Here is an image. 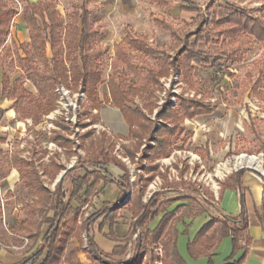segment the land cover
<instances>
[{
	"label": "trees",
	"instance_id": "1",
	"mask_svg": "<svg viewBox=\"0 0 264 264\" xmlns=\"http://www.w3.org/2000/svg\"><path fill=\"white\" fill-rule=\"evenodd\" d=\"M91 1L82 0L79 4L73 5L63 17L52 0H20L22 20L29 39L19 45L9 46L6 42L10 28L13 27L12 19L17 14V2L0 0V62L6 58L14 59L23 71L25 80L34 87V91H30L23 81H18L17 86H10L8 76L2 73L0 96L13 99V108L20 117H31L37 121L42 113L54 106L55 83L62 82L66 86L74 87L80 83L96 108H100L105 99L119 110L132 137L136 138L134 148L127 149L131 157L134 156L143 139L146 141L140 158H145L149 162L143 166L148 176L142 177L141 181L135 178L130 183L129 172L125 165L100 149L91 157H79L70 168L52 159V168H45L44 175L49 174L55 178L59 170L65 171L51 188L44 183L33 160H21L14 155L9 161L0 150V180L8 175L12 165L18 171L19 180L35 197L32 202H25L24 218L17 225L9 227L12 233L22 236L23 239L27 238L30 243L23 251L24 256L11 264H82L77 257L80 251L89 255V264H153L152 260L143 262L142 258L147 249L156 242H160L164 249L165 264H185L176 246L178 234L176 224L184 217L200 215L205 211V207L198 200L199 190L190 184L186 185L185 190H179L178 196H167L169 190H156L144 202L142 200L144 188L157 172V165L152 163V160L169 152L171 138H180L182 117L192 119L197 115H207L214 110L211 102H204L208 93L195 76V66H211L218 62L230 64L241 62L245 56L246 46L264 43V18L254 14V8L233 4H230L232 8L227 15L219 19L212 6L213 2L204 6L205 17L195 0H177V2L148 0L161 8L175 6L179 10L197 12L189 23L193 28L181 36L179 29H176L171 22L155 20V24L170 35L168 43L161 47L149 44L146 35L127 32L113 45L111 66L114 69L126 65L134 82L128 85L125 77L111 74L107 81L109 96L100 99L97 86L102 79L100 59L104 55V49L98 45L100 32L91 21V10L88 6ZM199 42L211 43L216 48L202 50L198 47ZM174 47H178L177 54L170 60L168 51ZM147 58L154 59V62H148ZM255 63L257 73H246L241 78L238 95L242 97L247 93L248 97L254 96L264 100V71L259 66V60ZM172 64L179 66V75L183 82L195 93L201 94V99L183 98L177 107L160 109L157 118L163 122L156 126L142 108L130 104L131 97L144 98L145 106L151 109L154 86L161 76L167 74ZM178 113L182 117L178 116ZM88 133L86 132L84 136ZM53 136L59 142L68 141V138L60 132H55ZM3 140L4 138L0 137V142ZM151 143L153 144L150 146ZM107 163H113L123 169L121 179L113 178L104 169ZM76 168L83 172L70 176V188H68L64 183L65 177ZM244 169L239 168L236 173H241ZM100 180L114 182L119 186L121 196L118 201H122V205H125L132 217H135L130 235L124 240H128L132 233L139 229L131 248V255L123 259L115 260L103 253L90 234L92 224L103 213H106L105 217L112 224L118 206L110 208L106 204L102 209L83 218L80 224L76 221L80 212L79 206L84 203L83 197L90 196ZM139 186L142 188L140 189ZM130 187L132 194L124 201ZM171 191L177 190L174 188ZM6 194L9 196L11 192L7 191ZM207 195L204 202L212 204L214 199L212 192H208ZM72 201L78 206H73ZM176 201L182 202L173 210H168V207ZM159 215L161 218L157 225L153 229H148L147 224ZM246 230L247 220L242 208L235 216L222 214L211 216L188 242L187 252L194 259L205 256L207 264H212L211 257L220 240L230 236L234 253L241 248L240 240L249 241ZM83 233L86 245L83 242ZM109 236L119 241L116 236L112 234ZM12 239L15 242H22L15 237ZM125 252L126 247L113 250V254ZM242 260L240 258L231 264H242Z\"/></svg>",
	"mask_w": 264,
	"mask_h": 264
},
{
	"label": "rangeland",
	"instance_id": "2",
	"mask_svg": "<svg viewBox=\"0 0 264 264\" xmlns=\"http://www.w3.org/2000/svg\"><path fill=\"white\" fill-rule=\"evenodd\" d=\"M52 1L56 3L57 9L63 17L66 16L67 12L73 5L82 2V0ZM16 2L18 15L12 20L13 28L10 30L7 39V44H9V46H11V44L19 45L24 42L26 38V29L22 20V3L20 0H16ZM175 2H177V0ZM195 2L200 6V12H203L205 17L206 13L203 11L204 6L213 2L212 6L219 19L224 18L230 11L232 8L230 4L254 8L253 13L264 18V0H195ZM88 6L91 10L92 24L100 32L98 45L104 49V55L100 59L102 79L97 86V93L100 99L109 96L107 81L111 74L125 77L126 84L128 85L134 82V78L126 65H121L114 69L111 66L113 45L121 40L127 32H131L134 35H146L148 40H151L149 43L153 46H165L170 39V35L167 31L157 26L154 21L166 20L171 22L176 29H179V35L182 36L184 32L193 28L189 23L197 13L195 11L179 10L175 6L161 8L151 4L148 0H92ZM198 47L202 50H213L216 48L215 45L211 43L205 44L204 42H199ZM177 50L178 47H174L168 51L170 60L173 56H176ZM244 52L245 56L239 63L230 64L218 62L211 66H195V76L200 80L202 88L208 93L204 102H211L215 109L214 112L209 115H199L196 118L193 117L194 120L191 122H198L199 124L191 125L190 123L187 127L183 124L184 122H188V118L182 117L178 113V116L182 117V125L180 124L181 127L183 126V128H187V132L184 131L181 133L179 142L177 143L176 141L174 146H172V150H174L176 146H179V180H176L179 181V190H185L187 188L186 185L190 184L199 190L201 197L208 196L207 194L210 190L214 193L218 181L224 173H216L215 168L217 163H223L227 159L230 160L234 165L237 164L236 167L231 166L230 171H232L235 168H238L236 159L242 153L256 156L258 158V162L253 163L252 161L247 162V156H242L239 163L242 162L245 168H258L259 165L260 167H264V102L256 100L255 97L250 98L246 95L240 97L238 95L239 81L241 78L246 73H257V70L255 69L256 60H259V66L264 71V43L248 45L245 47ZM147 61L153 63L154 59L147 58ZM176 67H178V65L172 64L169 67L167 74L163 76L164 79H169V81H167L168 84L166 85V89H162L164 86V79L162 81L163 83L158 82L154 86V95L152 97L153 107L151 109H148L145 106L146 100L144 98L139 96L131 97L130 104L142 108L143 112L155 123L156 126H159L160 123L163 122L157 118V112L160 109L172 106L177 107L181 104L183 98L195 97L196 99H201V94L195 93L188 88L180 75L179 91L176 90V84H174V80L172 79L177 70ZM2 73H5L8 76L10 86H17L18 81H23L26 88L30 91H34L33 85L25 80L23 71L16 64L14 59L6 58L0 62V76ZM117 81L118 79H116V82ZM59 85L69 89V97L73 100H77L76 108L71 117L70 115L66 116L65 112L62 110L61 114H57L54 119L51 120V122H54L55 128H57L55 132H60L63 136L68 138V141L59 142L57 138L53 136L55 133L53 132L52 138L54 139V144H46V138L43 134L38 136V140L36 138L37 142L34 144L33 139L26 135L23 149H20L18 148V145L21 141L19 142L16 139V136H18L17 129L16 131L7 130L0 133L2 136L13 138L11 149L3 147L1 150L7 160L10 161L12 156L17 155L18 150L20 155L29 156L31 159L37 155L45 156L44 154L46 152L48 153V150L46 149V146L48 145L50 150H54L53 152L55 153V159L57 162L66 166L70 163L74 164L79 157H91L92 154L100 149L115 157L114 141L117 140L116 138L112 139V134L108 129H102V126H104L102 122L112 123L116 125L117 128H121L122 131H125V125L121 123L124 121H122L120 113L116 109L107 106L106 104L109 103V101L105 99L101 103V105H103L102 107L100 106L101 110L100 108H96L84 91V95L79 99L80 97L76 95V93L79 94V92L83 90L80 83L74 87L72 85L66 86L62 82H57L54 85V91ZM6 98L10 99L7 96H1L0 104L4 103ZM58 98V94L56 93L53 108L42 113L37 121L30 117L32 121H47L46 115L58 106ZM161 99L163 100L162 103L160 101ZM7 105L8 104L5 103V106ZM18 117L20 118L19 115ZM66 118L69 119L66 120ZM246 120H248V122H252V120L256 122L254 126V132L257 134L256 138L250 129L249 123H244L247 122ZM65 122L72 123L71 125H68ZM227 129L228 135L225 136L224 131ZM86 132L89 133L87 136H84ZM223 137L226 138L223 139ZM123 139L125 140V143L123 144L122 141H120V149L118 151L121 156H127L129 155L127 149L132 150L136 143L129 128ZM198 145H201V147L198 148ZM225 145L227 146V151L224 150ZM204 146H206V150L204 149ZM210 148L211 151L215 153L219 152L216 157L213 158V153H210L209 151ZM228 151L230 153H227ZM38 156L35 158H37V161L40 163L39 170H43L44 167L41 165L43 159H39ZM133 157H137L138 160H135V158L133 159ZM133 157L129 155V158H132L131 161L135 164L129 166L130 169L128 172L130 173L131 170H135L138 173V176H143V172H141L140 169L138 170V167L145 166L149 162L147 159L140 158L139 155ZM192 157L193 159L191 160L190 158ZM155 160L156 158L152 160V163L155 164ZM48 166V168H52L51 164ZM10 167V170H13L14 172L13 178L15 180L12 181L13 178L11 177L7 186L5 180H0V197L1 194L6 193L7 191L11 192V195L9 196L7 194L4 195V198L6 199L4 203L6 222L9 221L10 215L14 214L13 212H15L14 207L16 204H22L24 206L26 201L32 202V200H35L30 189L19 180L18 173H16L17 169L12 165ZM163 169H157L158 174L154 175V179L157 181L156 190H167L170 186H175V184L172 183L173 180L175 181V177L170 175L169 171L165 172ZM80 172L81 170L76 168L70 174L66 175L64 183L68 188H70V176H74ZM162 173H165L166 175L164 181L161 176H158ZM57 176L58 174L56 177ZM56 177L52 178L49 174L41 175L44 183L51 188L54 186L53 183L55 182ZM167 192V196H177L179 194V192L171 190ZM129 193L130 197L132 190L129 189L127 195ZM152 193L147 190L145 192L144 190L142 200L145 198V200H143L145 202ZM87 213L91 215L95 213V210ZM16 215H18L16 219L18 222L20 218L25 216L24 207H21ZM16 221H14V223ZM2 230L3 228L1 227L0 221V255H14V258L12 257L13 262H16L24 256L23 251L28 248L30 243L20 250L12 249L10 246L6 247L4 245H9V242L15 243V241H9L6 239L3 234L4 231L2 232ZM157 245L162 247L160 242H156L150 246L143 255V262H149L152 260L153 264H156L157 259H160L161 264H165L164 249L162 248L163 253L161 256L155 254L154 248L158 247Z\"/></svg>",
	"mask_w": 264,
	"mask_h": 264
},
{
	"label": "crops",
	"instance_id": "3",
	"mask_svg": "<svg viewBox=\"0 0 264 264\" xmlns=\"http://www.w3.org/2000/svg\"><path fill=\"white\" fill-rule=\"evenodd\" d=\"M17 15L18 14H16L13 18H15ZM11 24H13V21ZM12 28H10V30H12ZM25 29H26V27H25ZM28 39L29 38H28L27 29H26V38H25L24 42H27ZM119 41H117V42H119ZM147 41L149 43L151 40L147 39ZM6 44H7V42H6ZM7 45H9V44H7ZM112 55H113V52H112ZM178 59H179V56H178ZM176 68H177V70H176L177 79L174 81V84H176V90L179 91V66ZM163 79H164L163 76H161L159 78L158 82L163 83L162 82ZM167 81H168V78L164 79V82H167ZM163 85L164 86L162 89L164 90V88L166 89V86L164 83H163ZM176 93H179V92H176ZM244 95L247 96V93H245ZM251 97H254V96H251ZM255 99L259 100L256 97H255ZM259 101L264 102V100H259ZM5 103L8 105L5 106ZM106 105L113 108V109H116L119 112V110L116 107L112 106L111 104L107 103ZM102 106L103 105H101V107ZM100 110H101V108H100ZM213 112H214V110L211 113H213ZM211 113H209V114H211ZM120 115H121V113H120ZM198 116L199 115L195 116L194 118H196ZM194 118L188 119V122H184L183 125H186V127L190 123H191V125H198L199 124L198 122H191L194 120ZM121 119H122V121H124L122 118V115H121ZM246 121L247 122H244V123H246V124L249 123L250 129H251L252 133H254V136L256 138L257 134H255V132H254L255 131L254 126H255L256 122L254 120H252V122H250V121L248 122V120H246ZM41 123L42 122H33L30 117H20L19 118L18 114L15 112V110L13 108V99L6 98L4 103L0 104V133H3L4 131H7V130L14 131L13 129H11V127L14 124H16L17 125L16 129H17V134H18V136H16L17 137L16 139L23 142V143L25 142V137L27 135V137L29 136V138L33 139L34 144H36V142L38 140V136H40L41 134H43L45 136L46 144H49L50 142L54 143V139L52 138V133L55 132V130L57 128H47L46 129V127H43ZM121 123H123L125 125V128H124L125 131H122L121 128H117V126L112 124V123L102 122L104 127L106 129H108V131L111 132L112 139L116 138V140H117V141H114V143H115V151H114L115 157L118 160H120L129 171V169H130L129 166L133 165L135 163L133 161H131L132 158H129V155L121 156V154L118 151L120 149V141H122L123 144L125 143V140L123 139V137H125L126 132H128L127 124L125 122H121ZM16 129H15V131H16ZM184 131L187 132V128H185V127L183 128V126H182V132H184ZM224 132H225L224 133L225 136L228 135V129L225 130ZM49 133H50V135H49ZM0 137L4 138V140L2 142H0V150H2V148L5 147V141L8 137L2 136V135H0ZM36 138H37V140H36ZM225 138L223 137V139H225ZM127 141H129V140H127ZM135 141H136V138H135ZM176 141L178 143L179 138H177V139H175L174 137L171 138L172 144L169 147V152L165 155L157 157L155 160V164L157 165V169H159V168L163 169L164 168L163 170H165V172L169 171L170 172L169 174L175 177V181L174 180L172 181V183H174L175 186L174 187L170 186V188H168L167 190H171V189L175 188L177 190L176 192H179V186H178L179 181H176V180H179V146H176V148L174 150H172V146H174ZM116 144L118 145V149H116ZM145 144H146V141L143 139L142 144L139 146L138 150L134 153V156L135 155L141 156L143 154V149H144ZM152 144L153 143H151L150 146ZM197 147L200 148L201 145H198ZM46 149L48 150V153L46 152L44 154L45 156H38L37 155L39 159H43L42 164H41L44 167L43 170H39L40 163L37 161L38 159L35 158L37 156H34L35 161L37 162V165L33 161L35 168L38 170L39 174H41V175H44V173H43L44 169L49 167L48 165L51 164L52 159L56 158L54 152L52 154H50V151H54V150H50L49 146H46ZM204 149L205 150L207 149L206 146H204ZM224 150L227 151L226 145L224 147ZM209 151H210V153H213V158L216 157V155L219 153V152L215 153V152L211 151V148L209 149ZM227 153H230V152L228 151ZM17 156L21 160H23V159L30 160L31 159L28 157H25V158L20 157L19 150L17 151ZM123 158H127L129 161V164H127L123 160ZM134 158H136V157H133V159ZM143 159H145V158H143ZM190 159L192 160L193 157ZM46 162H49V163H46ZM220 163H222V162H219L217 164H220ZM72 165L73 164L70 163L69 165H67V166L65 165V166H66V168H70V167H72ZM104 169L115 179H121V177L124 173V171L121 167H119L113 163H107L104 166ZM139 169L141 170V172H143L142 173L143 176L142 175L138 176V173L134 170V172H135L134 176L135 177L131 180L130 177H131L132 173L130 172L129 173L130 174V177H129L130 183L135 178H138L139 181H141L142 177L145 178L148 176V173L146 172L145 169H143V166L138 167V170ZM230 169L231 168H229L226 165L225 166H222V165L217 166L216 165V168H215L216 173H220V172H224V173H223V175H221V178L218 181V185L216 186L214 193L212 192L213 196H214L213 197L214 199L212 200V204H206L204 202L205 196L201 197L199 194L198 200L201 204L204 205L205 211L203 213H201L200 215H196V216L189 217V218L184 217L181 221L177 222V224H176V229L178 232L177 239H176V246H177L178 253L181 256V258L183 259V261L185 262V264H207V257H205V256H201V257H198L195 259L191 258L189 256V254L187 252L188 242L194 238L195 234L199 231V229L203 226V224H205L210 219L211 216H221V214L222 215L235 216V215H238L240 213L241 208L244 210L245 215H246V220H247V230H246L247 233H246V235L249 238V241L245 242V240H240L241 248L237 249L233 253L232 252L233 246H232L231 237L230 236L223 237L213 252V255L211 257L212 264H231L234 261L239 260L240 258L243 259L242 264H264V178L262 176L264 173V167H260V165L258 168L247 167L241 173H238V174L236 173V170H238V169H234L232 171H230ZM64 171H65L64 169L59 170L58 176H59V174H63ZM82 172L83 171L81 170V172L78 174H82ZM16 173H18V171ZM155 174H158V173L155 172ZM13 175H14L13 170L12 171L9 170L8 175L3 178V180H5L6 186H7V184H9L10 178L11 177L13 178ZM158 176H161L163 178L162 179L163 181L166 178L165 173H162L161 175H158ZM57 177L55 179V182L57 180ZM154 178H155V176H153V178L147 183L146 187L144 188L145 192H146V190L149 191L150 190L149 185L153 181H156ZM171 179H172V177H171ZM14 180L15 179L13 178L12 181H14ZM55 182L53 183V185L55 184ZM237 183L239 184V186H237L238 185ZM139 188L141 189L142 186H139ZM130 190H132V187H130ZM211 191L212 190H210L209 192H211ZM120 196H121L120 188L116 183L104 182L103 180H100L96 184L93 193L90 196H87L86 198L83 197L84 203L79 206L80 212H79V215L76 219L77 223L80 224L83 218H86L89 216V214L87 212H90L93 210H95V212H96V211L102 209L106 204H108V206L110 208L118 206V209L116 212V217L114 218L112 224H110L108 219L105 217L106 213H103L98 218V220L92 224L91 229H90V234H91L94 242L98 246V248L103 253L108 255L110 258L115 259V260L123 259L124 257H126L127 252L130 251L131 248L133 247L135 237L139 233V229H136L132 233L131 237L128 240H124L127 236L130 235V232L132 229V223H133L135 217H132L131 212L126 209L125 205H122V201H118ZM169 197H175V196H169ZM143 200H145V198ZM181 202L176 201V202L172 203L168 207V210H173ZM17 205H21L20 208L23 207L22 204H16L15 206H17ZM72 205L75 207L78 206V204L75 201H72ZM20 208H18L17 210L19 211ZM17 210H15V212H13L14 214L10 215L9 221L6 222L7 227H8V229H7L8 232H5L4 230H2V232L4 231L3 234L6 237V239H8L9 241L13 240L12 237L21 239L22 242L11 243L8 241L10 244L4 245L6 247L7 246H15L16 248H12V247L11 248L15 249V250H20V249L24 248L29 243V241L27 238H24V239H26V242H24V239L22 236L12 233L10 228H9L10 226L17 225V223L24 218V217L20 218L18 220V222L16 221L17 216H18V215H16L18 213ZM5 218H6V216H5ZM160 218H161V215H159V216L155 217L153 220H151L147 224V228L153 229L157 225V223L159 222ZM14 221H16V222L14 223ZM136 232H138V233L136 236H134V234ZM111 234L116 236L117 238H119V241L113 240L109 236ZM82 237H83V242L85 244V234L84 233L82 234ZM122 247L123 248L126 247L125 253H114L113 254V250L115 248H122ZM12 257L14 258V255H11V254L0 255V262H2L3 264L14 263ZM77 257L82 264H89L90 263L89 255L83 251L78 252Z\"/></svg>",
	"mask_w": 264,
	"mask_h": 264
},
{
	"label": "built area",
	"instance_id": "4",
	"mask_svg": "<svg viewBox=\"0 0 264 264\" xmlns=\"http://www.w3.org/2000/svg\"><path fill=\"white\" fill-rule=\"evenodd\" d=\"M172 79H173L174 81L177 79V73H176V71H175V74H174V76L172 77ZM168 81H169V79H168ZM164 84H165V86H166V85L168 84V82H164ZM55 92L58 94V97H59V98H58V101H57L58 106L46 115V117H47V121L41 123L43 127H46V129H47V128H55L54 122H51V120L54 119V117H55L57 114H61L62 110L65 112L66 116H69V115H70V117H71V115L73 114V112H74V110H75V108H76V101H77V100H73L72 98L69 97V95H70V90H69V89L65 88V87L62 86V85H59V86H57V87L55 88ZM76 95H78V96L80 97L79 99H81V97L84 95L83 90H81V91L79 92V94L76 93ZM160 101H161V103H162L163 100L161 99ZM158 104L161 105L160 103H158ZM68 119H69V118H66V120H68ZM65 123L68 124V125H71L72 122H65ZM30 125H31V124H30ZM16 127H17V125L14 124V125L11 127V129L15 130ZM102 129H105V127L102 126ZM30 137H31V136H30ZM18 141H19V140H18ZM19 142H20V141H19ZM12 144H13V138H12V137H8V138L6 139V141H5V147L11 149ZM50 144L52 145V144H54V143H53V142H50L49 145H50ZM49 145H48V146H49ZM18 148L23 149V142H20V143H19ZM49 149H50V148H49ZM116 149H118V145H116ZM52 153H53V151H50V154H52ZM240 155H244V156H247V157L252 156V155H248V154H244V153H242V154H240ZM240 155H239V156H240ZM20 157L25 158V157H27V156L21 154ZM28 158H30V157L28 156ZM32 160H33V161L35 162V164L37 165V162L35 161V158H34V157H33ZM46 160H47V159H46ZM123 160H124L127 164H129V161H128L127 158H123ZM135 160H138V158L136 157ZM219 165H222V166H225V165H226V166H228V167L230 166L229 168H231V166L236 167V165H234V163H231V161L228 160V159L225 160L223 163L217 164V166H219ZM37 167H38V166H37ZM239 168H244L242 162H240V163L238 164V168H237V169H239ZM235 169H236V168H235ZM131 173H132V174H131L130 179L132 180V179L135 177V176H134V175H135L134 170H131ZM262 176H263V178H264V173H263ZM156 184H157V181H153V182L149 185V188H150L149 192H150V193H152V191H154V190L156 189ZM6 193H7V192H6ZM6 193L1 194V197H0V221H1V227L3 228V230H4L5 232H8V231H7L8 227H7L6 218H5V212H4V203H5V201H6V199L4 198V195H6ZM129 195H130V193L125 197L124 201H126V200L128 199ZM20 206H21V205H17V206L14 207V209L17 210L18 208H20ZM137 233H138V232H136V233L134 234V236H136ZM24 242H26V239H24ZM85 245H86V241H85ZM157 246H158V247L154 248L155 254H156L157 256H161L162 253H163L162 247H161L160 245H157ZM10 247H12V248H16L15 246H10ZM130 255H131V250L127 252L126 257H128V256H130ZM156 264H161V260H160V259H157Z\"/></svg>",
	"mask_w": 264,
	"mask_h": 264
},
{
	"label": "bare ground",
	"instance_id": "5",
	"mask_svg": "<svg viewBox=\"0 0 264 264\" xmlns=\"http://www.w3.org/2000/svg\"><path fill=\"white\" fill-rule=\"evenodd\" d=\"M242 156H244V155H241V156H238L237 157V159H236V163H238L239 164V161H240V158L242 157ZM245 160V159H244ZM248 161H252L253 163L254 162H258V158L256 157V156H250V157H248V159H247V162ZM251 162V163H252ZM237 165V164H236ZM219 170V169H218Z\"/></svg>",
	"mask_w": 264,
	"mask_h": 264
},
{
	"label": "water",
	"instance_id": "6",
	"mask_svg": "<svg viewBox=\"0 0 264 264\" xmlns=\"http://www.w3.org/2000/svg\"><path fill=\"white\" fill-rule=\"evenodd\" d=\"M61 175H62V174H59V176L57 177V180L61 177ZM57 180H56V181H57Z\"/></svg>",
	"mask_w": 264,
	"mask_h": 264
}]
</instances>
